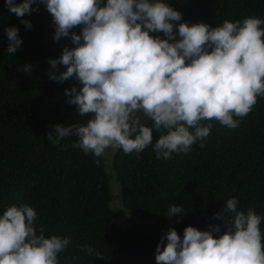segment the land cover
I'll list each match as a JSON object with an SVG mask.
<instances>
[{"label":"clouds","instance_id":"9594fccd","mask_svg":"<svg viewBox=\"0 0 264 264\" xmlns=\"http://www.w3.org/2000/svg\"><path fill=\"white\" fill-rule=\"evenodd\" d=\"M40 4L51 14L53 40L67 37L73 45L49 59V78L78 81L65 95L84 117L54 124L47 133L53 144L74 136L72 147L94 157L109 147L138 155L150 145L156 159L167 160L197 142L203 148L213 121L239 127V118L264 97V18L225 19L213 27L182 20L167 0H4L26 28L31 21L24 14ZM4 31L6 52L14 54L22 43L19 29ZM238 203L229 197L213 214L223 219V231L218 224L206 230L188 225L181 236L170 227L156 245L157 264H264V216L238 210ZM184 213L173 203L166 215ZM69 243L68 236H46L28 203L0 209V264H59ZM81 248L100 256L91 245Z\"/></svg>","mask_w":264,"mask_h":264},{"label":"trees","instance_id":"16d2710c","mask_svg":"<svg viewBox=\"0 0 264 264\" xmlns=\"http://www.w3.org/2000/svg\"><path fill=\"white\" fill-rule=\"evenodd\" d=\"M167 3L179 7L182 20H207L213 27L225 19L264 18V0ZM23 18L31 21L30 28L0 0V209L28 203L46 236H68L59 264H157L156 245L170 227L181 236L188 225L206 230L218 224L223 231V219L213 214L232 196L239 201L238 210L252 208L264 216V97L239 118L237 128L213 121L205 146L197 142L187 154L160 160L150 145L138 155L116 148L112 166L126 212L121 214L111 205L114 193L103 154L94 157L72 147L74 136L58 144L47 139L54 124L84 120L65 95L78 81L49 78V59L58 57L64 46L72 47L71 40H53L52 17L43 4ZM13 25L22 43L10 54L4 29ZM73 30L79 33V26ZM25 64L31 65L29 71L23 70ZM158 135L154 132V140ZM173 203L183 208L182 216L166 215ZM260 227L264 232V221ZM85 244L100 256L82 251Z\"/></svg>","mask_w":264,"mask_h":264},{"label":"rangeland","instance_id":"374dc122","mask_svg":"<svg viewBox=\"0 0 264 264\" xmlns=\"http://www.w3.org/2000/svg\"><path fill=\"white\" fill-rule=\"evenodd\" d=\"M60 70H63L64 66L60 65L59 66ZM146 122V121H144ZM116 148L109 147L105 150L103 153V159H104V164L106 167V170L111 174V185H112V192L114 193V198L112 200V207L113 208H120L121 209V214H126L124 209L121 206L120 202V185L116 179L115 172L113 170V157H114V152ZM128 215V214H127Z\"/></svg>","mask_w":264,"mask_h":264}]
</instances>
